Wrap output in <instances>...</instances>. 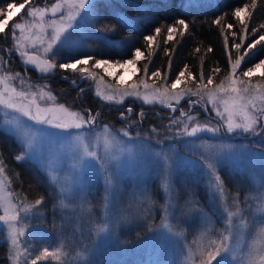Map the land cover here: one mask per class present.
Listing matches in <instances>:
<instances>
[{
    "label": "rangeland",
    "instance_id": "rangeland-1",
    "mask_svg": "<svg viewBox=\"0 0 264 264\" xmlns=\"http://www.w3.org/2000/svg\"><path fill=\"white\" fill-rule=\"evenodd\" d=\"M90 2L88 0L85 9H81L78 0H54L50 3L34 0L29 1V7L24 11L19 7L12 9L19 8V11L13 15L12 19L17 18L10 25V32L13 33L15 23L23 25L22 29H15L11 42L18 59L37 76L53 70H41L49 62L59 65L81 61L76 70H69L78 71L79 80H91L93 93L105 104L124 108L125 115L131 110L125 103L128 99L148 108H167L166 113L175 111L177 102L185 106L180 111L181 115L178 112L171 117L160 116L161 120L157 121L160 128L145 131L119 127L114 130L107 124H95V116L91 113L57 103L46 82L30 80L25 73L22 77L10 66L6 69L0 65V92L4 93L3 99L17 105L11 108L0 104V127L12 133L22 146L23 155L34 160L54 180L61 198L56 205L59 223H55L53 231L45 233L44 227L34 219L38 213L30 206L14 203L0 174V215L16 216L12 221L15 241L9 224L0 221V230L9 242V264H32L37 257V264H98L104 246L112 245L115 240L116 249H122L115 232L142 223L149 229L144 243L158 245L161 242L163 245L160 264H173V254L176 264H207L209 253L220 248L224 227L227 229L225 238L234 241L227 242L226 251L224 247L220 248L221 254L216 258L218 264H264V223L257 219L264 213V126L257 133L264 120V112L249 109L251 118L257 120L254 130L227 131L225 106L222 102L214 106L209 93L214 98L229 99L232 94L220 93L217 86L230 87L233 79L231 68L214 87L189 91L132 79L135 67L126 63L127 60L102 66L96 64L97 60L93 65L83 63L88 60L87 55L69 57L78 50H90V46L82 41V36L89 31ZM29 8L36 9V13L30 14ZM57 31L59 40L56 39ZM24 52L34 59L30 62L27 56L22 55ZM66 57L68 59L62 60ZM82 70L88 74H83ZM259 70L256 68L253 72ZM250 87L252 91L248 99L256 104L257 109L264 108V103L256 98L258 90L264 92V82L251 81ZM116 89H127L137 94L124 95L121 99ZM157 91L163 95V103L154 99ZM108 95H115V99H105ZM145 95L148 96L147 103L143 99ZM195 102H199L215 120L205 114L201 117L200 110L192 107ZM189 107L195 111L187 112ZM21 108L30 110L32 114L39 109L45 119L50 118V111L63 113L66 110L67 113L79 114L85 120L91 117V121L83 123L81 129H60L55 127L59 121H54L53 125L34 121ZM232 119L234 123H244L238 115ZM216 121H220L224 134ZM192 125H207L218 131L214 132V139H182L184 131ZM253 133L260 138L258 146L233 141L229 137ZM84 146L87 151H94L96 156H86ZM222 164L248 174L251 184L245 193L228 194L218 174ZM178 171L201 179L199 182L192 180L194 187L191 189L202 188L211 206L220 212L222 225H216L199 194L192 198L186 193L181 200L178 199L175 183L183 193L188 191L185 180L178 182ZM93 180L101 184L100 203L95 206L88 194ZM114 251L112 248L111 253L115 254ZM121 254L117 256L121 257ZM213 264H217L216 260Z\"/></svg>",
    "mask_w": 264,
    "mask_h": 264
},
{
    "label": "trees",
    "instance_id": "trees-1",
    "mask_svg": "<svg viewBox=\"0 0 264 264\" xmlns=\"http://www.w3.org/2000/svg\"><path fill=\"white\" fill-rule=\"evenodd\" d=\"M47 1L50 3L54 0ZM22 2L24 0H0V8H5L6 13L8 3L17 6ZM245 4L249 5L248 13L250 15L242 14V17L237 19L234 14L235 8L243 7ZM251 5L252 0H91L88 8L90 23L87 26L89 31L82 36V41L90 46V50H78L69 57L77 58L87 55L88 65H93L95 60H105L108 62L107 64L115 65L124 60H134L135 71L132 79L146 80L156 86L170 88L176 84V88L190 91L204 89V85H207V88L214 87L229 74L231 68L225 51L224 36H229L228 49L231 51L234 62L236 51L231 48L233 39L236 43H240V35L245 36L242 51L247 43L264 34V27H262L264 25V0H256L254 8ZM27 7H29L28 4L25 5L23 11ZM16 18L10 20L5 33L0 34V44L2 42L6 45L12 41L13 33L10 32V25ZM217 18L222 20L224 26L232 24V29L224 31L220 25L215 23ZM179 19L185 20L188 25L187 29H183V35H180L181 29H177L173 34V40H168V26ZM242 22L247 25L246 28L243 27ZM156 27L161 28L159 34L155 33ZM253 29L256 31L253 32ZM231 32L237 34L235 38L231 36ZM148 35L155 36V39L152 42H147ZM136 48H140L143 53L139 59L135 57ZM8 49L13 52L11 46ZM64 59L68 58H62V60ZM259 59H264V47L260 46L246 58L238 72L252 67ZM8 61L4 49L0 48V63L4 64ZM145 65H147V73L144 71ZM217 68H219V72L215 71ZM13 69L17 70L20 76L25 77L24 70L20 66H13ZM157 70L161 72V77H152L151 73ZM181 71L185 75L177 84L176 76ZM27 73L33 77L31 80L46 82L57 103L70 109L81 111L83 108L88 109V113L95 116V124H107L115 130L119 127H126L124 123L133 119L135 125H140L139 130L149 131V129L161 126L157 123L158 120H161L156 114L158 109L144 107L129 99L125 103L131 107L132 114H129L125 119L120 115L121 112L126 114L123 108L105 104L93 93L91 80L73 83L79 80L78 71L61 69L57 65L49 74L43 76H37L30 69ZM261 73H264V67H261L259 72H253L251 81L263 83L264 76ZM210 75L212 83L208 84ZM177 104L183 105L182 102H177ZM199 112L203 117L202 111ZM233 141L253 143L256 146L261 142L260 138L255 137L233 139ZM179 143L180 140L177 141V144ZM23 153L22 146L16 141L13 134L0 127V174L6 189L16 205L30 206L38 213L34 219L44 227V232L48 233L53 231L55 223H59L60 217L56 205L61 199L60 192L54 180L34 160L25 157ZM18 155L21 156L19 161L15 159ZM179 172L176 174L177 180L178 182L185 180L188 191L183 193L179 184L175 183L178 199L181 200L183 194L186 195V193V196L192 195V198H195V194H199L216 225H222L223 220L220 212L216 207L211 206L204 192L202 193V188L198 186L196 192L191 189L194 187V182L191 181L199 182L201 179ZM218 174L229 195L233 193L242 195L251 184L245 171L228 164L219 166ZM91 185L88 188V194L91 195V203L95 206L100 203L101 184L98 180H93ZM37 199L41 200V205L36 204ZM174 223H176L175 220ZM224 229L220 248L232 239L225 238L227 229L225 227ZM42 233L43 230L40 234ZM115 235L120 240L118 244H122L123 250L120 246V250L116 249L118 245L116 246L114 240L112 245L104 246L98 264L161 263L163 256L160 248L163 245L161 242H158V245L150 242H147V245L144 243L149 235V229L145 223L135 224L129 228H120L115 232ZM233 241L232 239L231 242ZM112 248H114L115 254L111 253ZM120 253H122L121 257H118L117 255ZM173 258V264H176L174 254ZM218 262L216 259L217 264ZM0 264H9V242L3 230H0Z\"/></svg>",
    "mask_w": 264,
    "mask_h": 264
},
{
    "label": "snow or ice",
    "instance_id": "snow-or-ice-1",
    "mask_svg": "<svg viewBox=\"0 0 264 264\" xmlns=\"http://www.w3.org/2000/svg\"><path fill=\"white\" fill-rule=\"evenodd\" d=\"M88 0H78V6L81 9H85L86 4H87ZM29 3V0H24V3H21L19 5L20 9H23L25 7L26 4ZM256 6V0H252V5L251 7H255ZM16 7L15 4L13 3H8L6 5L7 8V12L5 13V8H0V34H4L6 28L9 26V21L12 20L13 18V13H12V9H14ZM248 9H249V5L245 4L243 7H236L234 14L235 17L237 19H240L242 17V14H248L250 15V13H248ZM36 9L34 8H29V13L30 14H35L36 13ZM53 11H55V7L53 9ZM215 23L217 25H220L224 31H230L233 27L232 24H227L226 26H224L222 24V20L220 18H217L215 20ZM243 24V22H242ZM188 25L185 23L184 19H179L177 21H175L172 25H169L167 28V32H168V36L167 39L168 40H173V34L177 31V29H181L180 31V35H183V29H187ZM243 27L246 28L247 25L243 24ZM262 27H264V25H262ZM23 25L20 23H15L13 26V35H15V29H22ZM256 30L253 29V32H255ZM161 32V28L156 27L155 28V33L159 34ZM236 33L235 32H231V36L233 38L236 37ZM56 39L59 40L60 39V33L59 31H57L56 34ZM155 39V36L153 35H148L146 37V41L147 42H152ZM240 39V43H236L235 40L233 39V43L231 45L232 49H235L236 51V58L233 62L232 60V55H231V51L228 49V41H229V36L225 35L224 36V42H225V51L226 54L228 55L229 58V63H230V67H231V73L230 76L233 77V79L231 80V84L229 88H224L222 85L221 86H217L218 90L220 93L227 95L228 93H231L232 95L229 96V99L226 100H221L219 98H214L213 95L211 93H209V100L213 102L214 106L217 102H222L225 106V112L228 113V122H227V131L228 132H232L235 129H243L244 132H249L251 130H254V125L257 124V120L254 118H251L250 114H249V109H251L252 111H259V112H264V108H260L257 109L256 104L252 101L248 99V94L252 91V88L250 87L251 84V77L253 75V68H261L264 67V59H259L257 63H255L252 67H248L245 71L242 72H238V70L241 68L242 64L245 63L246 58L254 51L258 48V46L260 47H264V34L259 35V37L257 39H253L250 43L246 44V47L243 48V50L241 51L242 48V44L245 43V36L243 34L240 35L239 37ZM18 50V49H17ZM22 55L27 56L28 60L31 62L34 58L29 56V54L27 52L22 53ZM143 56V53L141 52L140 48H136L135 49V57L137 59H139L140 57ZM81 61L77 60L75 63H64V64H59L58 67L61 69H72V70H76L77 69V65L80 64ZM83 63H87V60L83 61ZM108 62L105 60H97L96 64H100V65H104L107 64ZM126 63L128 64H134L135 61L134 60H128ZM57 67L56 64H52V63H47V66L43 67L41 70L44 72L49 71V68H55ZM121 67H123V65H121ZM144 71L145 73H147V65L144 66ZM216 72H219V68L215 69ZM83 74L87 75V71L86 70H82ZM111 75V73H110ZM161 72L159 70L154 71L151 73V76L154 78H160L161 77ZM185 75V73L183 71H181L177 76H176V83H180L181 78ZM262 76H264V73H261ZM241 77L246 78V79H241ZM121 79H123V77H121ZM201 79H203V76H201ZM212 83V77L211 75L208 77V84ZM223 83V82H222ZM240 85V87H237V85ZM133 89L136 88L135 85L132 86ZM145 88L148 87L147 84L144 85ZM173 88L176 87V84L172 85ZM205 90H207V85L203 86ZM190 91V90H189ZM116 94L120 95L121 99L123 98L124 95H135L137 94L135 91H128L127 89L124 90H120V89H116L115 90ZM4 97V93L0 92V104H7L8 107L11 108H16L17 105L13 102H11L10 100H5L3 99ZM105 99L111 101L115 99V95H108L106 97H104ZM257 99H259L261 101V103H264V92H259L258 90V95L256 96ZM144 102L147 103L148 101V96L145 95L143 97ZM154 99H160V101L163 103L164 102V97L162 94L159 93V91H157L156 96H154ZM61 108H63V106H60ZM21 111L25 112V115L30 116V118L34 121L40 122V123H47L49 125H53L54 121H59L58 123L55 124V127L60 128V129H67L70 127H74L76 129H81L82 124L83 123H89L91 121V117L89 118V120H85L83 117L79 116V114L77 113H67L66 110L63 113H58L55 111H50L48 113L50 118L45 119L44 114L37 109L35 114H32V112L30 110H25L23 108L20 109ZM219 114V113H218ZM121 115L123 116L124 113H121ZM234 115H238L240 116L244 123H234L233 122V116ZM198 131L197 128L193 127L192 128V133L195 134ZM209 131L212 132H216L218 131V129H209ZM125 135H127V133H125ZM89 155L91 156V153H89ZM96 156V155H95ZM93 156V157H95ZM16 160H21V156H16L15 157ZM209 167L211 168V165H209ZM217 179H219V176H217ZM36 204L37 205H41V200L37 199L36 200ZM231 215V214H229ZM259 222L264 223V213H261L258 218ZM16 220V216H7V215H0V221H5L9 224L10 228L12 229V236H13V241H15V228L14 225L12 224V221ZM255 222V221H254ZM223 245V242H222ZM224 250H227V246L224 245ZM45 252H47V249H45ZM221 254V249L217 248L215 253H209V259L208 262H210V264H213V262L216 260V258ZM39 260V257H37L35 260L32 261V264H37V261Z\"/></svg>",
    "mask_w": 264,
    "mask_h": 264
},
{
    "label": "flooded vegetation",
    "instance_id": "flooded-vegetation-1",
    "mask_svg": "<svg viewBox=\"0 0 264 264\" xmlns=\"http://www.w3.org/2000/svg\"><path fill=\"white\" fill-rule=\"evenodd\" d=\"M12 42V41H11ZM11 42L9 43H7L6 45L4 44V43H2L1 42V44H0V48H3L4 49V52H5V54L7 55V57H8V59H9V61L8 62H5L4 64L3 63H0V65L1 66H3V67H5L6 68V66H10V69H12V70H14L13 69V66L14 67H18V66H20L23 70H24V73L25 72H28L29 71V68H26L19 60H18V58H17V54H16V52L15 51H10L9 49H8V47H10L11 46ZM12 47V46H11ZM6 69H9V68H6ZM30 71H32L31 69H30ZM33 72V71H32ZM29 74V73H28ZM27 77L29 78V79H31V78H33V77H31L30 76V74H29V76L27 75ZM81 80V79H80ZM80 80H78V82L80 81ZM187 103V102H186ZM185 106V104H183V105H180V104H178V105H175V111L174 110H171V111H169V113H166V111H164V110H159L160 112H158L157 114H158V116L160 117V116H162V117H166V116H169V117H171V116H174V115H176V113H178V112H180L181 110H182V107H184ZM191 107H189L188 108V110H187V112H192V111H195V109H192ZM121 113H123V112H121ZM130 114H132V112L130 113ZM179 114H181V113H179ZM121 115V114H120ZM124 117H125V119H127L128 118V116L129 115H123ZM207 116V115H206ZM138 117V116H137ZM207 117H209V119H214L215 120V118L214 117H212V116H207ZM139 118V117H138ZM263 123H264V120L262 121ZM127 128L128 129H134V130H136V129H138V127H139V125H135V123L133 122V119L132 120H130L129 122H128V124H127ZM221 130L223 131V127L221 128ZM235 136L237 135V138H235L236 140H240L241 138H244V137H246V136H248L249 134H247V135H242V134H234Z\"/></svg>",
    "mask_w": 264,
    "mask_h": 264
},
{
    "label": "water",
    "instance_id": "water-1",
    "mask_svg": "<svg viewBox=\"0 0 264 264\" xmlns=\"http://www.w3.org/2000/svg\"><path fill=\"white\" fill-rule=\"evenodd\" d=\"M22 3H24V2H22ZM195 104H198V103H195ZM193 127H195V128L198 129V131H197L195 134L192 133V128H193ZM209 129H212V128H210L209 126H198V125H194V126L190 127V128L186 131V133H185V138L206 137V138H208V139H212V138L214 137V132L209 131ZM260 130H261V129H260ZM260 130H259V131H260ZM259 131H258L257 133H259ZM257 133L252 134L251 136H254V135H256ZM234 137H235V136H233V138H234Z\"/></svg>",
    "mask_w": 264,
    "mask_h": 264
},
{
    "label": "clouds",
    "instance_id": "clouds-1",
    "mask_svg": "<svg viewBox=\"0 0 264 264\" xmlns=\"http://www.w3.org/2000/svg\"><path fill=\"white\" fill-rule=\"evenodd\" d=\"M106 147H108V146L106 145ZM89 153H91V156L89 155ZM84 154H85L86 156H89V157H93V156L96 155V153H95L94 151H93V152H89V151H87L86 146H84ZM207 264H210V262H207Z\"/></svg>",
    "mask_w": 264,
    "mask_h": 264
},
{
    "label": "bare ground",
    "instance_id": "bare-ground-1",
    "mask_svg": "<svg viewBox=\"0 0 264 264\" xmlns=\"http://www.w3.org/2000/svg\"><path fill=\"white\" fill-rule=\"evenodd\" d=\"M19 11V8H16L14 11H12L13 15Z\"/></svg>",
    "mask_w": 264,
    "mask_h": 264
}]
</instances>
